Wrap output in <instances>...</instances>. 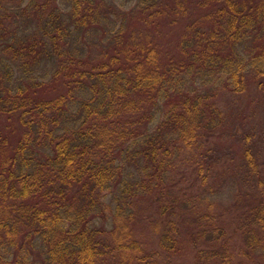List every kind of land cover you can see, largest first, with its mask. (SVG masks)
I'll list each match as a JSON object with an SVG mask.
<instances>
[{
	"label": "rangeland",
	"instance_id": "rangeland-1",
	"mask_svg": "<svg viewBox=\"0 0 264 264\" xmlns=\"http://www.w3.org/2000/svg\"><path fill=\"white\" fill-rule=\"evenodd\" d=\"M36 1L43 7H35V0H0V108L4 100L12 108L13 97L20 91L35 97L65 93L68 69L60 70L53 78L61 59L73 67L92 63L98 67L117 51L113 49L114 35L122 26L117 39L136 35L144 46L159 50L160 62L171 72L164 79L166 89H162V96L151 102L150 129L164 122L171 111L177 112L186 100H200L204 118L210 121L194 141L186 145L170 143L166 152L159 151V158L169 159L166 165L143 161L136 164L125 158L123 173L104 189L101 201L92 210L93 223L110 231L119 209L120 214L124 212L123 238L126 243L135 241L139 249H126L125 259L117 251L103 264H264V252L254 254L246 248L247 229L257 228L254 207L264 201V74L259 72L264 68L260 57L264 20L239 43L235 56L223 47L208 58L212 60L211 68L197 67L193 54L202 48L194 28L209 30L213 21L208 16L216 6L214 0H162L152 6L145 0H98L104 17L102 25L68 37V44L61 42L60 50L47 61L44 52L33 59L17 43L24 38L23 31L33 33L39 12L48 14V6H60V11L65 12L67 2ZM261 1L256 0V4ZM218 22H224L223 18L214 21ZM220 26L214 25V30ZM78 57H82L81 63ZM239 58L243 59L240 65ZM225 61L233 65L231 71H242L241 91L235 89L227 64L223 65ZM34 82L42 84L32 92L35 87L29 89L28 83ZM4 110L0 113V178L8 174L11 166L16 171L21 164L22 170L33 169L50 147L48 140L42 135L38 138L34 131L35 119L30 124L33 128L25 125L29 114L19 109ZM74 118L70 110L59 119V125L71 127ZM61 128L57 133L63 131ZM20 142H24V148L17 155ZM247 152L256 165L255 172L247 166ZM29 155L31 164H26L23 156ZM5 157L9 160L5 161ZM121 180L133 185L124 188ZM118 195L123 202L120 208L115 207ZM21 233L17 232L15 245L23 240L24 246L31 249L28 238L23 239ZM167 238L173 240V246ZM110 239L113 240L111 236ZM32 246L34 257L39 258L38 242L35 240ZM222 251L228 252L231 259L211 256Z\"/></svg>",
	"mask_w": 264,
	"mask_h": 264
},
{
	"label": "trees",
	"instance_id": "trees-1",
	"mask_svg": "<svg viewBox=\"0 0 264 264\" xmlns=\"http://www.w3.org/2000/svg\"><path fill=\"white\" fill-rule=\"evenodd\" d=\"M145 1H150L151 6L157 1L162 2ZM190 1L194 3L197 0ZM214 1L216 6L211 8V16H208V20L213 21L209 30L205 32L194 28L202 48L193 54L197 67L211 68L212 60L208 58L223 47H228L229 53L235 56L239 43L264 20V0L258 5L256 0ZM47 2L57 3L59 0ZM66 2L65 12L60 11V6L49 7L46 3L50 12L46 15L42 14L44 10L39 12L33 33L28 29L23 31L24 38H20L17 46L25 47L33 59L44 52L45 60L51 61L53 53L60 50V43L68 44V37L102 25L101 1ZM33 4L43 7L36 0ZM222 18L224 22L214 23ZM217 24L222 26L216 31L214 25ZM119 32L114 35L113 44V49L117 51L98 67L93 63L73 67L65 65L61 59L53 78L60 70L68 69L65 93L35 97L20 91L13 97L12 108L7 106V101H1L4 109H19L23 114H29L25 121L29 129L33 128L30 124L35 119L38 130L34 131L38 133V138L42 135L47 139L50 147L33 169L22 170L21 164L16 171L11 166L8 174L0 178V264H103L108 256L112 258L117 251L122 254L121 259H125L126 252L129 249L138 250L139 245L135 241L126 243L123 238L124 212L120 214L117 209L110 231L93 223L92 210L101 201L104 189L117 182L123 173L125 158L136 164L143 161L150 165L156 162L166 165L169 159L159 158V151L166 152L170 143L186 145L194 141L199 130L210 123L204 118L206 114H203L200 100L189 102L185 99L177 112L171 111L164 122L150 129L152 103L162 96V89H166L164 79L171 72L168 66L165 69L164 62H160V52L154 46H144L134 34L117 39ZM260 57L264 62V48ZM81 58L78 57L79 63ZM242 60L237 59V63L240 65ZM225 64L235 89L241 91L244 86L242 71H231L233 65L229 61ZM259 72L264 74V68L261 67ZM41 84L34 82L28 83V86L29 89L35 87L32 89L35 92ZM3 108H0V113L5 111ZM70 110L76 117L72 126L59 125V119ZM59 127H63V131L57 133ZM23 148L24 142H20L16 154L20 155ZM23 157L26 164H31V155ZM246 158L247 166L255 172L256 165L250 152H247ZM8 160L9 157H5V161ZM15 162L16 156L12 163ZM119 183L124 184V188L133 185L123 180ZM72 190L74 192H70ZM118 199L119 195L115 200ZM122 205L123 202L118 200L115 207ZM254 208L253 219L257 228L247 229L246 248L256 254L257 251L264 252V201ZM19 231L23 239L28 238L31 249L24 246L23 240L15 245ZM35 240L41 250L39 258L33 254ZM167 241L173 246L172 239L167 238ZM211 256L231 259L226 251L220 254L214 252Z\"/></svg>",
	"mask_w": 264,
	"mask_h": 264
}]
</instances>
